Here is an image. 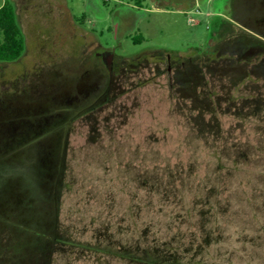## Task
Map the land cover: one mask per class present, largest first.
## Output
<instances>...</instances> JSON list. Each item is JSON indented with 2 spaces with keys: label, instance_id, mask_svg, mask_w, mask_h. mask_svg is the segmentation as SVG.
I'll use <instances>...</instances> for the list:
<instances>
[{
  "label": "rangeland",
  "instance_id": "1",
  "mask_svg": "<svg viewBox=\"0 0 264 264\" xmlns=\"http://www.w3.org/2000/svg\"><path fill=\"white\" fill-rule=\"evenodd\" d=\"M12 1L27 48L0 62V264H264V25L220 27L208 0ZM98 40L133 64L102 111L45 129L104 88L79 70Z\"/></svg>",
  "mask_w": 264,
  "mask_h": 264
},
{
  "label": "flooded vegetation",
  "instance_id": "2",
  "mask_svg": "<svg viewBox=\"0 0 264 264\" xmlns=\"http://www.w3.org/2000/svg\"><path fill=\"white\" fill-rule=\"evenodd\" d=\"M4 1L2 4H4ZM154 1L159 2L160 0H154ZM208 1L216 5L218 3H221V5H223L226 8V12L229 16L226 17L225 14L220 13L219 11H215L214 15L216 16V18L220 17L221 19L228 20L229 22L232 23L234 27L235 25L241 26L239 23H237V21L247 23L249 21H252V19H254L255 17H256L255 20L257 21V23H259L260 25L262 24L264 25V10L261 9L260 7V3H262V0H257L258 4L252 3L255 0H248V4L246 6L244 5L245 3H237V5L236 4L232 5L229 3L228 0H208ZM15 6H16V11H17V5L15 4ZM112 14L114 15L115 22L117 23L116 27L114 28L116 33L122 29H125L126 31H128L129 27H127L125 23L127 18L126 19L123 18L122 15L119 13V10L112 11ZM17 15H18V12H17ZM80 24H82V21L80 22ZM26 48H27V43H26ZM24 53L19 59H17L16 61H13V63L14 62L19 63V60L23 57ZM140 54L142 53L136 54L132 56L131 58L133 57L136 58ZM192 58H195V57H189L188 60L192 61L193 60ZM0 62L12 63V62H6V61H0ZM178 62H181V64H179ZM130 64H133V62L130 63L128 58L118 55L115 47L104 46L101 42H99V40L96 41V44L90 50H84L83 54L79 58V70H82L83 73L81 74L87 75L88 81L86 85H88L89 81H91L93 83L96 82L97 84L100 83V85L104 84L105 86L103 89L101 88L102 90L100 93L98 92L95 94L94 92V94L92 95L88 93H85V94L83 93V98L90 95V96H95V100L91 101L85 106H83L84 103H80V104H77L76 106L74 105V107L73 106L68 107L69 109L73 111V115L68 121L62 124L61 122L63 118H58L57 121H55L53 125H50L45 129H48V128H53V129L55 128L56 130L69 129L72 123V120L81 116V114L77 112H81L82 110H79V109H81L82 107L86 109V111L84 112L88 111V114L102 111L104 105L110 102L109 94H111L112 91L116 90L117 85L121 84L122 78L127 74L128 69H130L129 68ZM186 67H187L186 59H182L179 57L176 61L167 60V71L169 73L173 72L174 76L176 77L178 81L180 80V75L186 70L185 69ZM74 78H76V76H74L73 79ZM70 90L78 91L76 90V86L74 84L70 85ZM37 91L38 90L35 89L33 92H37ZM77 98H78V95H77Z\"/></svg>",
  "mask_w": 264,
  "mask_h": 264
},
{
  "label": "trees",
  "instance_id": "3",
  "mask_svg": "<svg viewBox=\"0 0 264 264\" xmlns=\"http://www.w3.org/2000/svg\"><path fill=\"white\" fill-rule=\"evenodd\" d=\"M134 1L138 5H140L142 2V0H134ZM218 18H219L218 26H220V27L229 26L228 30L230 28H233V25L231 22H229L226 19H221L220 17H218ZM220 29L217 28L215 32L218 33V31H220ZM231 32H232V30H231ZM134 41L136 43L139 42V37H135ZM25 49H26V38L23 34L21 25H20L19 20H18V15H17L15 3L12 0H5L4 4H2L0 6V61H6V62L16 61L17 59H19L22 56ZM51 129H53V128H51ZM51 129L49 131H51ZM49 131L42 133L41 136L45 135ZM38 134H39V132H36V133H33L32 136L37 137L40 135V134L39 135ZM60 163L62 164L61 165L62 167L65 166L64 162L61 161ZM59 168H61V167H59ZM63 170H64V168H63ZM63 173H64V171H63ZM59 174L60 173L58 172L57 173L58 177H59ZM60 179H61V177H60ZM53 185H54V188L56 190L60 191V188H61L60 180H58V184H57V181H55V184H53ZM46 189L44 192H46ZM59 194H55L54 190L50 189L48 191L47 195H52V198L50 200L51 203L54 200V203L57 202V204H58L59 196H60ZM45 201H46V199H45ZM37 202L42 203L44 201H42V199H39V200H37ZM57 204H56V207H57ZM163 260L164 261L162 263L165 262L166 264H179V260H176L175 258H166Z\"/></svg>",
  "mask_w": 264,
  "mask_h": 264
},
{
  "label": "water",
  "instance_id": "4",
  "mask_svg": "<svg viewBox=\"0 0 264 264\" xmlns=\"http://www.w3.org/2000/svg\"><path fill=\"white\" fill-rule=\"evenodd\" d=\"M57 162L59 163V161L57 160ZM58 167V166H57Z\"/></svg>",
  "mask_w": 264,
  "mask_h": 264
}]
</instances>
